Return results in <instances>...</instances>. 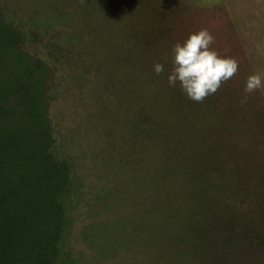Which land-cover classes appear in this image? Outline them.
Here are the masks:
<instances>
[{
    "label": "rangeland",
    "instance_id": "obj_1",
    "mask_svg": "<svg viewBox=\"0 0 264 264\" xmlns=\"http://www.w3.org/2000/svg\"><path fill=\"white\" fill-rule=\"evenodd\" d=\"M0 18L44 63L56 153L74 164L63 264H264V89L243 91L264 75V0H0ZM200 29L238 71L195 102L166 76ZM212 203L261 240L204 236Z\"/></svg>",
    "mask_w": 264,
    "mask_h": 264
},
{
    "label": "trees",
    "instance_id": "obj_2",
    "mask_svg": "<svg viewBox=\"0 0 264 264\" xmlns=\"http://www.w3.org/2000/svg\"><path fill=\"white\" fill-rule=\"evenodd\" d=\"M20 34L0 18V264H63L70 229L67 200L76 188L71 178L74 164L56 153L46 68L44 63L33 64L20 49ZM159 190L167 203L173 192L167 187ZM209 208L200 222L211 220L209 227L201 228L204 236L244 237L250 244L257 243L254 236L261 240L260 234L246 230L230 234L223 219L236 225L235 215L223 207L215 210L213 203ZM165 209L171 216L182 214L172 205ZM246 218L239 224L245 225ZM163 220H151L152 231ZM219 244L207 243L217 261L224 254Z\"/></svg>",
    "mask_w": 264,
    "mask_h": 264
},
{
    "label": "clouds",
    "instance_id": "obj_3",
    "mask_svg": "<svg viewBox=\"0 0 264 264\" xmlns=\"http://www.w3.org/2000/svg\"><path fill=\"white\" fill-rule=\"evenodd\" d=\"M214 36L207 29L191 32L183 41H177L171 49V67L167 71L169 87H176L186 97L202 102L207 96L216 93L222 82L232 78L238 71V61L229 56H221L211 45ZM153 72L160 75L165 72L161 62L153 64ZM264 89V75L253 72L244 83V93ZM247 101V95L240 103Z\"/></svg>",
    "mask_w": 264,
    "mask_h": 264
}]
</instances>
